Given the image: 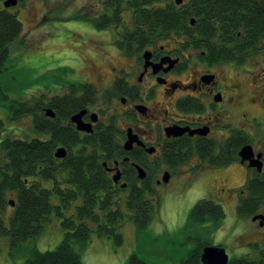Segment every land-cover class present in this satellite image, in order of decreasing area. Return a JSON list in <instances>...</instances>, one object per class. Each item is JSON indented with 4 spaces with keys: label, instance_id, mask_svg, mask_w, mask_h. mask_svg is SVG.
<instances>
[{
    "label": "trees",
    "instance_id": "1",
    "mask_svg": "<svg viewBox=\"0 0 264 264\" xmlns=\"http://www.w3.org/2000/svg\"><path fill=\"white\" fill-rule=\"evenodd\" d=\"M99 1L98 27L104 30L114 25L120 49L134 44L138 45L136 49H142L160 40L177 38L182 33L197 32L202 35L196 41L201 43L198 47L214 52V55L210 53L211 57L236 61L239 50L254 49L264 37V0H184L178 5L174 0ZM125 12L129 13L125 14L128 20L123 17ZM192 18L195 19L194 26L189 24ZM21 30L22 23L16 14L0 10V74L5 70L8 46ZM247 57L238 56L236 62L245 61ZM120 86L116 82L113 90L120 89ZM70 87L86 92L90 89L86 84ZM92 95H56L50 104H44L43 100L9 103L10 119L32 114L34 127L47 133L48 138L17 139L6 136L0 141L4 151V159L0 163V234L8 236L12 246H19L39 235L53 213L61 219L64 231L61 242L53 250H31L22 264H83L75 245L84 247L93 233L111 238L115 245H121L120 227L125 214L119 207L120 192H124L125 204L130 210L127 217L138 229H144L149 224L158 205V200L148 198L156 196L149 184L138 188L134 178L126 177L125 188L112 186V177L106 174L103 163L108 161L112 152L116 156L121 153L126 155L116 138L121 131L114 117L106 124H99L92 134H84L80 138L70 126L63 127L62 121L83 108L86 99ZM112 95L113 92H107L102 97L107 101ZM45 107L55 110L54 119L45 115ZM2 129L3 121L0 119V132ZM59 145L69 150L63 159L54 156ZM75 146L78 147L73 149ZM42 181H49L50 184L43 187ZM241 189L237 203L240 215L252 218L264 211L263 181L248 179ZM52 194L58 197L57 205L50 200ZM74 201L73 213L65 215L63 210L70 208ZM10 203L13 204V213L6 227L2 212ZM191 216L195 221L218 220L224 212L220 205L202 199L192 208ZM208 245L207 241L198 240L180 264H202L201 250ZM128 264L147 263L132 255ZM228 264H264V257L258 261L247 253L229 260Z\"/></svg>",
    "mask_w": 264,
    "mask_h": 264
},
{
    "label": "flooded vegetation",
    "instance_id": "2",
    "mask_svg": "<svg viewBox=\"0 0 264 264\" xmlns=\"http://www.w3.org/2000/svg\"><path fill=\"white\" fill-rule=\"evenodd\" d=\"M6 1L0 0V10L16 15L24 8L50 7V0H16L14 6L5 7ZM86 1L87 5L76 11L84 15L89 11L94 13L97 16L94 23L100 29V1ZM86 6L88 9H84ZM189 24L194 26L195 19ZM103 31L112 36V43L124 57L125 65L110 66V86L104 84V73L94 65L91 66V79L87 77V82L80 83L89 85V91L76 90L69 85L63 95H93L86 99L83 108L73 112L62 124L64 128L70 126L80 138L95 132L99 124H106L111 117L122 119L126 127L122 125L121 133L116 134L117 140L123 145L127 130H130L134 142L129 151L123 150L126 155L116 156L112 152L104 162L109 177L116 169L119 171L120 179L112 181V186L124 184L122 188H125L126 177H130L134 178L138 188H143V184L154 188L163 182L165 173L169 175L168 181L175 174L191 182L203 179L207 169L224 166L228 172L240 168L244 179L240 186L232 187L229 178L225 177L217 195L229 196L234 190H239L240 194L248 179L264 182V123L258 119L264 115V37L254 49L239 50L238 56L248 57L237 63L238 56L236 61H223L211 57L210 53L214 55L211 50L198 47L201 43L196 41L202 35L197 32L172 37L169 39L173 41L172 45L161 44L163 40H160L142 49H136L137 44L120 49L114 25ZM248 64L250 69L246 68ZM116 82L121 86L114 91ZM107 92H113V95L105 101L102 96ZM53 97L49 96L44 104H50ZM110 100L122 109L108 108ZM49 109L54 112V117L48 118L54 119L56 112ZM258 109L261 111L252 114ZM80 111H85L82 121L91 124L92 133L77 130L76 124L71 122V117ZM93 117L95 122H92ZM168 128L174 129V135L167 136ZM244 145H250L252 159L257 165L251 167L248 161H241L238 153ZM60 147L65 148L66 157L68 148ZM136 167L143 169V179H139ZM257 215L264 217V211ZM253 224L256 231L247 236L246 241L253 240L249 243L251 257L260 261L264 257V219Z\"/></svg>",
    "mask_w": 264,
    "mask_h": 264
},
{
    "label": "rangeland",
    "instance_id": "3",
    "mask_svg": "<svg viewBox=\"0 0 264 264\" xmlns=\"http://www.w3.org/2000/svg\"><path fill=\"white\" fill-rule=\"evenodd\" d=\"M49 2L50 7L24 8L17 14L22 30L9 44L5 70L0 74V119L3 121L0 141L6 136L17 139L48 138L47 133L34 127L32 114L10 119V101H45L49 96L63 95L69 85L87 82V77H92V65L104 73L103 81L108 86L112 78L110 66L125 65L124 57L112 43V36L97 29L94 23L97 16L90 11L86 15L76 11L80 6L87 5L86 0ZM125 14L129 13H123L128 20ZM125 23L128 24L126 20ZM172 42L167 39L161 44ZM246 68L251 67L248 64ZM108 103L111 110L122 109L114 100ZM259 111L253 113L251 110L254 115ZM258 119L264 123V115ZM116 122L119 129L125 124L122 119H116ZM3 159L4 151L0 146V161ZM225 177L229 178L230 186L237 187L242 184L244 172L240 168L228 172L225 166L217 167L207 169L203 179L187 182L182 175L173 174L167 183L155 185L156 196L148 198L158 200V205L144 229H138L127 217L130 210L125 204L124 192H120L119 207L125 214L120 227L121 245L117 246L113 239L93 233L84 247L75 245L82 263L128 264L130 257L136 255L147 264H180L198 240L221 246L229 260L250 253L249 243L253 240L246 241V237L254 234L256 226L251 218L237 212L239 190H234L229 196L215 194L218 187H222ZM49 184V181H42L43 187ZM202 199L220 205L224 216L218 220H193L191 210ZM50 200L57 205L56 195L52 194ZM75 205L74 201L70 208L64 209L65 215L72 214ZM12 213L13 206H5L2 218L6 227ZM60 220L54 213L51 214L39 235L16 247L12 246L8 236L1 234L0 264H22L29 251L34 249L40 252L53 250L64 234Z\"/></svg>",
    "mask_w": 264,
    "mask_h": 264
},
{
    "label": "water",
    "instance_id": "4",
    "mask_svg": "<svg viewBox=\"0 0 264 264\" xmlns=\"http://www.w3.org/2000/svg\"><path fill=\"white\" fill-rule=\"evenodd\" d=\"M15 1L16 0H7L4 3V6L5 7L14 6L16 3ZM182 1L183 0H174L175 4L177 5L182 3ZM193 22H194V19H191L190 23H193ZM146 55L147 53H145V56ZM84 112L85 111H80L79 113L73 115L70 120L71 122L76 124L77 130L83 131L85 133H92L91 124H87L82 121V115L84 114ZM44 113L47 117H54V112L52 111V109L47 108L45 109ZM95 121H96V118L93 117L92 122H95ZM166 134L167 136L174 135V129L173 128L166 129ZM126 135H127L126 140L124 141L122 147H123V150L129 151L132 143L134 142V137L131 136L130 130H127ZM238 154H239V157L241 158V161H248L251 167L253 165H257L252 159L253 152H252L250 145H244ZM65 155H66V150L63 147L57 148L54 153V156L57 159H63L65 158ZM258 166L260 169V165ZM136 170H137L139 179H143L145 176L143 169H141L140 167H136ZM119 179H120V174H119V171L116 169L115 174L112 176V180L114 182H118ZM168 179H169V175L165 173L162 177V181L164 183H167ZM123 186L124 184L121 185V187ZM10 204L13 205L12 203ZM258 219L262 221L264 217L262 215H257L252 218V221H256ZM200 260L202 264H228L229 262L228 255L226 254V251L224 248L219 247V246H211V245H208L202 248Z\"/></svg>",
    "mask_w": 264,
    "mask_h": 264
}]
</instances>
